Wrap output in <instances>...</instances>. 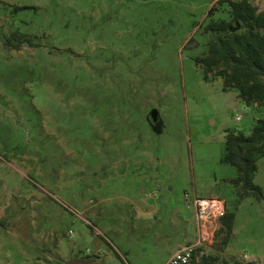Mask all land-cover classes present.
Wrapping results in <instances>:
<instances>
[{
  "label": "rangeland",
  "instance_id": "rangeland-1",
  "mask_svg": "<svg viewBox=\"0 0 264 264\" xmlns=\"http://www.w3.org/2000/svg\"><path fill=\"white\" fill-rule=\"evenodd\" d=\"M217 1L0 0V264H166L197 238L195 197L235 212L203 252L264 264V198L222 162L226 130L264 109L195 62Z\"/></svg>",
  "mask_w": 264,
  "mask_h": 264
},
{
  "label": "trees",
  "instance_id": "trees-1",
  "mask_svg": "<svg viewBox=\"0 0 264 264\" xmlns=\"http://www.w3.org/2000/svg\"><path fill=\"white\" fill-rule=\"evenodd\" d=\"M228 7V17L216 18L218 6ZM205 31L209 33L206 51L195 58L207 81L213 76L222 79L223 91L235 90L247 106L264 109V10L250 0H218L208 12ZM5 44L20 49L23 44L35 45L29 34L13 32ZM264 157V116L257 118L250 133L227 129L222 162L238 172L234 184L240 198L253 196L263 200L262 187L255 182L258 161ZM235 212L225 207L218 222L222 244L228 245L233 235ZM192 264H241L222 256V249L210 253L200 246Z\"/></svg>",
  "mask_w": 264,
  "mask_h": 264
},
{
  "label": "built area",
  "instance_id": "built-area-1",
  "mask_svg": "<svg viewBox=\"0 0 264 264\" xmlns=\"http://www.w3.org/2000/svg\"><path fill=\"white\" fill-rule=\"evenodd\" d=\"M237 119L241 120V115H238ZM188 206L195 209L197 238L193 242L179 246L166 264H192L196 258V249L212 236L216 222L225 212V203L218 198L195 197L193 200L189 199Z\"/></svg>",
  "mask_w": 264,
  "mask_h": 264
},
{
  "label": "water",
  "instance_id": "water-1",
  "mask_svg": "<svg viewBox=\"0 0 264 264\" xmlns=\"http://www.w3.org/2000/svg\"><path fill=\"white\" fill-rule=\"evenodd\" d=\"M150 118H151L153 125L156 128L160 122L159 121V111L157 109H153L150 113Z\"/></svg>",
  "mask_w": 264,
  "mask_h": 264
},
{
  "label": "crops",
  "instance_id": "crops-1",
  "mask_svg": "<svg viewBox=\"0 0 264 264\" xmlns=\"http://www.w3.org/2000/svg\"><path fill=\"white\" fill-rule=\"evenodd\" d=\"M252 2H254V1L252 0ZM254 4H256L257 6H259L260 9H263V10H264V7H260V5H259L258 3H254ZM232 92H235V94L238 95V92H237V91L232 90ZM238 99H239V98H238ZM240 101H241V100H240ZM224 202H225V201H224ZM225 207H227V206H226V202H225Z\"/></svg>",
  "mask_w": 264,
  "mask_h": 264
}]
</instances>
